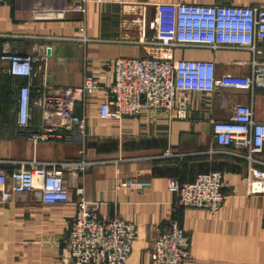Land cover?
Listing matches in <instances>:
<instances>
[{
	"label": "crops",
	"instance_id": "obj_1",
	"mask_svg": "<svg viewBox=\"0 0 264 264\" xmlns=\"http://www.w3.org/2000/svg\"><path fill=\"white\" fill-rule=\"evenodd\" d=\"M176 0H88L86 11L70 10L60 19L33 18L37 6H71L82 0H4L0 3V54L5 43L25 54L47 55L33 79L31 94L47 88L81 85L95 74L101 88L89 103L76 101L75 111L86 112L84 138L71 141H30L15 125L16 96L28 79L5 72L0 59V161L6 173L16 160H63L82 156L100 159L76 176L67 173V203L46 204L33 193L0 190V264H75L64 239L80 196L96 204L105 219L116 216L137 224L138 235L126 264H159L151 249L158 227L169 218L178 220L191 240V258L184 264H264V192L250 193L245 160L202 153L213 145L212 119L228 117L237 102L251 103L257 120L264 121V86L252 92L219 86L215 92H188L185 118H169L164 110H151L120 121L96 114L99 100L113 80L111 62L121 56H139L148 47L136 40L156 34L159 5ZM223 4L264 6V0H207ZM143 22V24H142ZM143 25V27H142ZM145 27V28H144ZM255 58L264 64V39ZM178 57L213 59L217 76L248 75L253 53L244 48H186ZM8 97V98H7ZM40 108L32 124L40 123ZM165 149L183 156H155ZM220 170L224 175L223 205L212 213L204 207L180 206L167 178L192 180L199 172ZM130 181L128 185L122 182ZM9 187V186H8Z\"/></svg>",
	"mask_w": 264,
	"mask_h": 264
},
{
	"label": "built area",
	"instance_id": "obj_2",
	"mask_svg": "<svg viewBox=\"0 0 264 264\" xmlns=\"http://www.w3.org/2000/svg\"><path fill=\"white\" fill-rule=\"evenodd\" d=\"M4 0H0L2 3ZM110 2L117 0H95ZM88 0L71 6H37L33 18L60 19L70 10L86 11ZM156 34H142L136 41L148 47L139 56H121L111 62L113 80L99 100L96 114L102 120L120 121L141 116L151 110H164L169 118H185L188 92H215L219 86L244 88L252 92L264 86V64L258 62V42L264 39V6L207 2H164L159 5ZM186 48H244L253 53L248 75L216 74L213 59L178 57L175 50ZM25 54L5 43L0 59L5 72L27 78L16 96L15 125L30 141L76 140L86 134V112L75 111L76 101L89 103L101 88L95 74H87L81 85L47 87L34 95L31 86L47 55ZM40 108L42 120L32 124L33 111ZM2 114L0 112V125ZM213 145L202 153L228 155L246 162L250 193L264 192V121L257 120L251 103L237 102L226 118L212 119ZM82 156L68 160H16L18 166L6 173L0 161V190L11 194L33 193L46 204L67 203L70 193L65 175L74 176L103 162ZM180 155L167 149L165 157ZM130 181L122 182L128 185ZM224 175L220 170L197 173L189 181L167 178V188L177 194L180 206L204 207L209 212L221 208L226 198ZM9 186V187H8ZM69 231L64 239L75 264H126L138 235L137 224L119 216L105 219L96 204L83 195L76 203ZM191 240L175 218L163 222L154 239L151 258L159 264H183L190 260Z\"/></svg>",
	"mask_w": 264,
	"mask_h": 264
},
{
	"label": "rangeland",
	"instance_id": "obj_3",
	"mask_svg": "<svg viewBox=\"0 0 264 264\" xmlns=\"http://www.w3.org/2000/svg\"><path fill=\"white\" fill-rule=\"evenodd\" d=\"M176 2H207V3H215V2H208L207 0H176L174 3H176ZM142 24H143V22H142ZM142 27H143V25H142ZM145 28V27H144ZM145 32V29H142V34ZM8 98V97H7ZM62 141H66V140H62ZM167 149H165L161 154H158V155H155V156H164V153H165V151H166ZM173 153H178V154H180V155H175V156H183V155H185L186 153H181V152H174L173 150H171ZM69 158H67V159H63V160H68ZM55 161H58V160H55ZM197 175V174H196ZM195 175V176H196ZM160 226H161V224L159 225V227H158V230H159V228H160ZM158 233V232H157ZM153 246V245H152ZM186 263V262H185ZM184 264V263H183Z\"/></svg>",
	"mask_w": 264,
	"mask_h": 264
}]
</instances>
